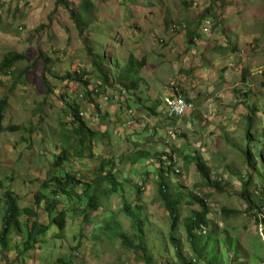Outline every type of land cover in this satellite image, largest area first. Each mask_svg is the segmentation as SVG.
Segmentation results:
<instances>
[{"label":"rangeland","instance_id":"1","mask_svg":"<svg viewBox=\"0 0 264 264\" xmlns=\"http://www.w3.org/2000/svg\"><path fill=\"white\" fill-rule=\"evenodd\" d=\"M82 2L67 0L64 9L55 8L56 0H0V62L25 54L0 74V98L8 97L0 218L9 188L42 226L52 220L43 204L35 205L43 181L53 178L49 190L65 187L73 198L82 193L81 200L61 194L54 212L65 210L64 227L51 226L34 249L23 252L22 233L13 232L6 247L13 250L0 255V264H144L122 244L121 234L135 233L131 213L152 264H181L159 182L177 202L174 235L186 264H264V197L258 193L264 191V153L262 163L252 165L244 153L247 145L253 155L264 148V0H90L88 13ZM85 45L104 58L107 86ZM130 58L132 73L123 79ZM74 72H83L88 90H98L92 95L98 109L79 97L82 84L65 79ZM172 92L193 110L170 120L162 99ZM67 104L78 106L96 136L82 147ZM250 172L252 210L246 212L241 184ZM67 174L72 178H63ZM93 188L95 211L87 205ZM198 199L208 212L191 242L183 228L203 209Z\"/></svg>","mask_w":264,"mask_h":264},{"label":"trees","instance_id":"2","mask_svg":"<svg viewBox=\"0 0 264 264\" xmlns=\"http://www.w3.org/2000/svg\"><path fill=\"white\" fill-rule=\"evenodd\" d=\"M62 7L64 9H68L69 5L67 4V0H56L55 8ZM82 9L84 12L88 13L89 10L93 7L90 0H83ZM72 17L75 16L71 12ZM82 21V20H81ZM82 23L77 22V26L80 28H83L85 25ZM81 32V31H80ZM79 32V33H80ZM86 46V45H85ZM87 54L91 58V62L93 65V68L96 69L99 73V75L103 76V70L100 66V63L103 62L104 58L99 55L98 53L92 52V49L88 46H86ZM41 57V56H39ZM25 59V54H7L0 62V74H6L7 72H10L11 69L15 67V64L19 60ZM46 65L48 66V59H45ZM143 60L138 62L139 67L141 68L143 65ZM132 62L131 58L130 61L126 64L124 67L125 74L122 75L123 79H128L129 76L132 73ZM83 74V72H82ZM82 74H76L75 72L72 74H67L66 78L67 80L71 81H78L80 84H82L83 87L86 88L85 95L84 92L81 93L84 100H87L89 103H93L94 100L92 98V95L98 90H88V82L82 80ZM102 85H106L105 78L103 76L102 79ZM48 91V90H47ZM246 96V95H245ZM111 97V96H110ZM86 102V101H85ZM8 104V97L4 96L0 98V136L5 131V127L3 124L4 118H5V110ZM95 104V102H94ZM69 105V116L71 117V124L73 126V131L77 134L78 144L80 147H82L86 141L91 142L94 140L96 136L93 135L92 131L86 126L84 120L81 118V113L78 112V106H72ZM94 107L96 109L97 105L95 104ZM99 112V110H98ZM251 117H247V126H246V139L247 141L251 138ZM16 129L15 128H10ZM92 139V140H91ZM66 143V142H65ZM90 145V143H88ZM81 151V150H79ZM89 153H86V155L90 156V148H88ZM67 152V149H66ZM244 153L246 156V161L248 165L255 164V160L258 159L260 163H262V155L264 153V148L262 150H259L256 152V155H253L250 147L247 145L244 148ZM81 153H79L80 155ZM196 169L203 180H208V176L206 174V168L203 161H201L199 158L196 159ZM252 173H248L247 181L243 182L241 184V197L246 201V212H249V209L251 207L248 205L249 198V187L252 184ZM63 178H72L71 175L67 174ZM108 177L104 176L103 179H107ZM53 178H49V183L45 180L42 184H40V190L36 192L35 194V205L40 206L44 205V210L46 211L48 216H51V222L50 224H47L45 226H42L40 224H37L38 220L37 217H33V219H30V216H35L36 213L33 212L32 208H20L18 204V196L16 193L11 189H7L3 194V205H4V211L1 213L0 218V255L3 256L5 259L6 250H13V247L11 245V249H6V247L9 245V241L7 240L8 237L13 232H20L22 233V242H23V252L27 249H34L36 242L38 238L41 235H44L47 231L51 229V226L59 228L60 230L62 227H64L66 214L64 209H60L58 212H54L57 208L58 203L61 201V194L65 193L72 199H80L82 193L74 192V188L76 187L74 184H72L69 188L71 192H74L75 198L69 193L67 190H65V187H54L53 189L49 190V187L52 183ZM97 188V186H96ZM96 188H93V193L88 199L87 205L91 207L93 211L98 209L99 206V194L95 193ZM86 191V189H85ZM260 195L264 197V191L260 188L259 192ZM158 194L161 199V202L163 203L165 209L168 212L169 218H170V229H169V240L172 244V247L174 249L175 255L178 260H180L181 264H186V262L182 259L180 256V250L178 247V243L175 239V230L178 226V220H179V214H178V208H177V202L172 198L170 193L167 191V187L164 183L159 182L158 183ZM76 200V199H75ZM198 201L201 203L203 209L199 211H194L193 214L187 218V221L184 226V230L186 235L188 236L189 241H193L194 238V231L197 229H200L201 224L204 223L205 217L207 215V207L203 203L202 200L198 199ZM222 213H225L226 216H229L231 214L238 215V211L234 210H226L222 209ZM130 217L134 223L133 228L135 229V233L132 236L121 234L122 237V244L125 248H127L129 251H132L134 253L135 259L137 261H142L144 264H152L153 259L152 256L149 254V251L147 250L144 242H143V236H142V230H141V224L138 220V217L135 216L133 213L130 214ZM264 222V218L262 219ZM13 243V242H12ZM195 250V249H194ZM2 258V259H3ZM1 259V258H0ZM9 264L10 261L6 260ZM16 260H13V264ZM5 264H7L5 261H3ZM12 264V262L10 263Z\"/></svg>","mask_w":264,"mask_h":264},{"label":"built area","instance_id":"3","mask_svg":"<svg viewBox=\"0 0 264 264\" xmlns=\"http://www.w3.org/2000/svg\"><path fill=\"white\" fill-rule=\"evenodd\" d=\"M206 24L209 25L210 22L207 21ZM173 28H177V25H173ZM79 97L81 98L82 94H80ZM164 103L166 107V116L169 118L186 116L193 108L192 104L188 103L181 96L167 97L164 99Z\"/></svg>","mask_w":264,"mask_h":264},{"label":"clouds","instance_id":"4","mask_svg":"<svg viewBox=\"0 0 264 264\" xmlns=\"http://www.w3.org/2000/svg\"><path fill=\"white\" fill-rule=\"evenodd\" d=\"M175 96H181L183 99H185V98H184L182 95H180L178 92H172V95H171V96H170V95H169V96H164L163 99H162V102H163V104H164V108H165V112H164V113H165V117H166L167 119H170V120H171V119H174V118H169V117L166 116V107H165L164 99L167 98V97H175ZM185 100H186V99H185ZM186 101H187V100H186ZM187 102H188V101H187ZM188 103H190V102H188ZM190 104H191V103H190ZM192 106H193V105H192ZM192 110H193V108H192ZM187 115H188V114H187ZM183 117H184V116H183ZM175 118H182V117H175Z\"/></svg>","mask_w":264,"mask_h":264}]
</instances>
